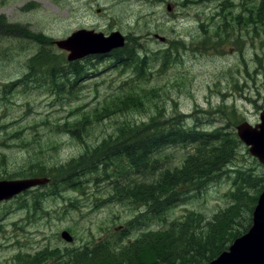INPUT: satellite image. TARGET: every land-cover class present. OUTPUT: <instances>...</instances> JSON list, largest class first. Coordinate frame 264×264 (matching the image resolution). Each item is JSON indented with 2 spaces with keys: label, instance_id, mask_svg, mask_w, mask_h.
Masks as SVG:
<instances>
[{
  "label": "rangeland",
  "instance_id": "rangeland-1",
  "mask_svg": "<svg viewBox=\"0 0 264 264\" xmlns=\"http://www.w3.org/2000/svg\"><path fill=\"white\" fill-rule=\"evenodd\" d=\"M259 2L31 0L33 7L27 10L22 7L24 0H0V17L29 26L35 36L63 39L80 28L108 34L120 31L127 38L128 54L135 47L141 54L128 65L116 64L111 57L85 61L81 79L69 74L72 67L67 80L57 76L56 84H15L4 90V82L23 75L20 61L40 46L25 44L28 50L18 56L21 43L2 41L0 177L41 176L40 170L61 174L70 160L114 138L122 123H147L156 115L165 119L182 114L187 126L208 131L226 127L236 132L242 121L258 122L264 111V34L255 26L250 9ZM241 12L242 18H237ZM41 47L57 51L47 43ZM8 48L13 52L8 53ZM6 54L10 60L2 65ZM138 61L145 64L136 69ZM68 81L76 84L71 87ZM78 122L75 129L60 126ZM6 132H14L16 138L2 141ZM187 150L190 147H173L168 153L173 163L182 165ZM237 168L255 177L264 174V165L245 145L229 163L231 171ZM85 170L68 180L53 177L50 187L20 201L23 207L35 203V212L18 206L17 200L0 204V264H31L40 247L65 252L59 258L70 264V255L80 246L116 243L119 237H125L119 242L128 245L146 230L163 228L164 217L170 221L188 211L213 216L229 204L234 186V173H223L201 192H188V199L163 211L158 220L147 221L139 204H108L114 188L101 192L103 183L94 180L104 175ZM143 171L132 175L133 180L142 181ZM63 230L71 233L72 243L62 239ZM96 239L105 242H93Z\"/></svg>",
  "mask_w": 264,
  "mask_h": 264
},
{
  "label": "trees",
  "instance_id": "trees-1",
  "mask_svg": "<svg viewBox=\"0 0 264 264\" xmlns=\"http://www.w3.org/2000/svg\"><path fill=\"white\" fill-rule=\"evenodd\" d=\"M250 10L264 34V0ZM126 50L122 48L116 52V64H132L139 56L135 53L136 48L130 54ZM144 64V61H138L136 69ZM80 73L77 70L69 71L73 77L80 76ZM52 75L58 76L59 73H51L50 79L54 81ZM68 83L71 87L76 84ZM184 120L182 114L165 116V119L156 115L147 123H122L114 138L106 139L81 157L69 161L64 173L70 178L83 174L84 169L85 172H93L100 167L108 172L116 169L118 163L126 164L130 175H140L144 170V181L131 183L130 201L146 203L147 211L142 213V219L150 221L153 218L158 220L163 211L188 199L185 198L188 192H201L223 173L233 172L234 186L229 193V204L211 217L197 211H188L181 218L170 221L164 217L166 225L163 228L146 230L128 245L119 242L125 237H119L116 243L108 241L106 245L97 247L80 246L70 255V264H207L249 229L253 209L263 189V175L255 177L242 168L229 169V163L234 161L242 146L236 132L226 127L212 131L198 130L197 126H187ZM80 124L64 123L60 126L75 129L73 127ZM187 146L190 150H187L183 164L173 163L169 148L185 149ZM39 174L49 175L43 170ZM121 174H127L124 168ZM122 191L127 192L128 189L123 187ZM37 197L38 193L35 196L36 204ZM99 242H105V239ZM60 253L65 254L58 249L51 252L45 249L32 257L35 261L31 264H63ZM19 255L25 257L23 253Z\"/></svg>",
  "mask_w": 264,
  "mask_h": 264
},
{
  "label": "water",
  "instance_id": "water-1",
  "mask_svg": "<svg viewBox=\"0 0 264 264\" xmlns=\"http://www.w3.org/2000/svg\"><path fill=\"white\" fill-rule=\"evenodd\" d=\"M79 40L83 43H79ZM57 44L61 48L68 49L70 51L69 59L73 60L84 57L88 53H103L122 46L124 37L120 32H113L110 36L105 37L103 33L84 30L74 32L67 39L58 40ZM80 44H82L81 47H79ZM261 119L262 123L256 126L248 121H243L237 125V130L240 139L249 146L250 153L264 164V113H262ZM47 181L48 178L42 177L0 181V200ZM7 187H9L8 190L10 189L9 192H6ZM61 236L66 241L73 240V236L67 230L62 231ZM207 264H264V189L254 208L253 223L249 230L236 238L227 250Z\"/></svg>",
  "mask_w": 264,
  "mask_h": 264
},
{
  "label": "flooded vegetation",
  "instance_id": "flooded-vegetation-1",
  "mask_svg": "<svg viewBox=\"0 0 264 264\" xmlns=\"http://www.w3.org/2000/svg\"><path fill=\"white\" fill-rule=\"evenodd\" d=\"M31 0H24L23 8L30 10L33 6L30 5ZM249 10V9H246ZM244 12V11H242ZM239 18V17H237ZM236 18V19H237ZM242 18V16H240ZM254 19V18H253ZM256 20V19H255ZM259 28V25H255ZM81 29V28H80ZM88 29V28H87ZM94 30V29H91ZM107 34V33H105ZM127 39V38H126ZM4 40H7L9 44H14V43H21V48L17 50V55L20 56L21 54H24L27 50L28 46H33L36 43L40 46L35 52L30 53L26 56V58L23 61H20V66H23V75H29V78L26 79L23 75L16 78L13 80L10 85L14 86L22 84H29L32 83L33 85L38 83L40 85H44L46 83H50V75H46V73H50L52 71H61V72H66L67 68L69 66L73 67H81L85 61L88 60H94L95 58L99 56H109L113 55L112 53H107V54H90L87 55L86 57H83L81 59L75 60L76 62L69 64L68 63V50L66 49H61L55 44V39H52L51 36L46 35V34H39L38 36H35L34 33L30 32V27L27 25H20L16 23L15 21H6L3 17H0V43ZM34 40V41H33ZM166 40L164 39V42ZM47 45H52L54 47H57V51H53L51 49H47L45 47H41L43 44ZM26 44V45H25ZM7 52H13L12 48H8ZM10 60L8 55H4V58L2 59V65L7 63ZM1 93V91H0ZM1 130V129H0ZM15 132V131H14ZM14 132H12L14 134ZM10 144H15L11 142ZM35 176V175H34ZM33 174L24 176V175H15V176H6V177H0V180H12V179H20V178H29V177H34ZM123 180H124V186L123 185ZM130 180L132 178L124 176V178L120 176H108V177H101V179H95L94 181L96 183H103L104 188L101 192L114 188V193L109 197V202L110 203H120L122 201H126L127 203L131 202V196H130ZM142 181H144V178H142ZM51 182L47 184L45 187H50ZM45 187L39 186V187H33L26 189L18 194H15L10 200H17L18 201V206H21L22 208L35 212V203H30L27 207H23L20 205L21 200H31L34 198V194L36 193L37 190H44ZM127 188V192H123L122 188ZM100 192V193H101ZM9 201V200H7ZM7 201H2L0 204H5ZM146 206V203L142 204L141 207L144 208ZM160 206V204L158 205ZM43 247H40L38 251H36L33 255V257L38 253L42 252L45 249H42ZM23 252V251H20ZM18 252L17 254H19Z\"/></svg>",
  "mask_w": 264,
  "mask_h": 264
},
{
  "label": "bare ground",
  "instance_id": "bare-ground-1",
  "mask_svg": "<svg viewBox=\"0 0 264 264\" xmlns=\"http://www.w3.org/2000/svg\"><path fill=\"white\" fill-rule=\"evenodd\" d=\"M26 75H23V76L26 78ZM26 79H28V78H26ZM4 83L7 84V85L6 86L2 85L3 88L7 87V89H8V87H11V85H9L10 83H8V82H4Z\"/></svg>",
  "mask_w": 264,
  "mask_h": 264
}]
</instances>
